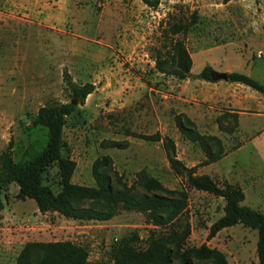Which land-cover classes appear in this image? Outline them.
Masks as SVG:
<instances>
[{"label":"rangeland","instance_id":"rangeland-1","mask_svg":"<svg viewBox=\"0 0 264 264\" xmlns=\"http://www.w3.org/2000/svg\"><path fill=\"white\" fill-rule=\"evenodd\" d=\"M193 14L196 23L186 36L166 34L177 21L190 22ZM263 40L264 0H159L153 8L141 0H0V154L10 145L18 163L43 149L46 130L33 120L41 107L73 101L63 79L67 72L74 83L94 86L63 132L76 164L72 183L94 187L91 167L103 156L111 157L128 185L145 170L166 189L187 192L188 207L176 226L189 224L188 248L206 245L220 250L227 264H257L256 230L236 225L207 238L210 226L223 215L224 201L189 188L175 175L162 140H173L186 167L197 166V175L210 176L219 187L228 183L241 189L243 204L264 215V135L255 139L264 131L257 108V98L264 97L245 87L244 100L252 111L239 118L233 134L224 133L215 119L232 109L204 98L201 80L190 78L192 84L159 74L155 60L159 54L169 56L170 43L180 41L191 58L192 75L213 60L221 61L214 66L221 71L229 56V69L264 86V55L257 57ZM244 46L251 48L248 66L242 65ZM181 114L200 134L222 141L226 155L219 162L198 165L205 156L179 133L175 117ZM154 134L162 140L138 137ZM107 141L127 147L105 148ZM43 176V184L57 193V168L50 166ZM4 194L8 200L3 199L0 212V264H16L28 242L62 241L85 248L90 264H112L113 249L124 241L136 235L137 245L144 246L151 232L166 231L134 211H121L104 222L77 221L55 212L40 214L33 200L17 197L15 184Z\"/></svg>","mask_w":264,"mask_h":264},{"label":"trees","instance_id":"trees-1","mask_svg":"<svg viewBox=\"0 0 264 264\" xmlns=\"http://www.w3.org/2000/svg\"><path fill=\"white\" fill-rule=\"evenodd\" d=\"M149 7H156L159 0H141ZM228 3L232 0H222ZM196 23L195 14L191 21L179 20L170 26L168 36H186ZM171 54L155 60L156 71L164 76L179 80L196 79L216 83L211 75L215 72L206 65L197 75L191 74L192 61L186 55V72L176 66V55L184 50L180 41L170 43ZM264 54V40H263ZM227 83H236L250 88L264 97V86L251 77L229 72ZM63 79L70 91L73 101L64 104L44 106L38 109L33 124L46 130V144L32 158L14 163L10 145L0 154V212L8 200L5 190L11 184L18 188L19 199H31L35 202L40 214L58 213L66 219L77 221H109L121 211H134L143 214L147 222L164 232H151L138 246L140 240L135 235L124 241L112 251V264H190L193 260L205 264H227L225 255L217 249L201 245L198 248L186 246L190 236V227L176 226V222L188 207V194L184 189L168 190L157 179L142 170L137 174L133 184L128 185L114 169L109 156L97 158L91 167L94 187H85L72 183L76 164L71 160L64 142V128L69 119L79 111L86 98L94 91L92 84L78 85L64 72ZM230 120V122H228ZM220 131L233 134L238 128V114L225 113L215 119ZM179 133L189 142L197 145L205 156L198 164L208 166L220 161L226 151L222 141L215 136L200 134L193 122L183 114L175 117ZM147 142H160L161 136H138ZM102 146L111 149H124L127 143L103 142ZM162 147L172 172L181 177L189 188L204 192L224 201L223 215L209 228L207 238L212 239L224 229L241 225L257 231L256 256L257 264H264V215L244 205V192L241 189L224 183L219 187L208 175H197V166L188 168L176 156V147L170 138H163ZM50 166L58 170L60 190L54 193L45 186L44 173ZM16 264H90L85 248L70 241L43 243L28 242L18 254Z\"/></svg>","mask_w":264,"mask_h":264},{"label":"crops","instance_id":"crops-1","mask_svg":"<svg viewBox=\"0 0 264 264\" xmlns=\"http://www.w3.org/2000/svg\"><path fill=\"white\" fill-rule=\"evenodd\" d=\"M257 48H258L257 57L260 55V58H262L261 55L263 54V43L261 45L257 46ZM244 49L245 50L242 53H240V55H242V60H243L242 65L248 66L250 64V60H251L248 56V52H250L251 48H250V46H248V47L244 46ZM225 61L227 63L226 67H224V69H222L221 71H218L215 68L216 65L221 63V61L213 60L211 63H208L207 65L211 66L215 72H220V73L234 72V70L229 69V67H228L230 65L229 64V56L225 57ZM193 64H194V62H193ZM190 81L192 83V80L187 79V82H190ZM201 84H202V88H203V95L202 96L204 98L210 99L213 103H221V104L225 103L229 108L232 109L231 113L234 112V113L238 114V123H239V118L241 116H244L247 113H249L250 111H252L250 109L251 107H249L248 103L245 102V100H244V94L246 92L245 86L240 85V84H236V83H227L224 81H219L216 83H208V82L202 81ZM206 87H213L214 89H213V91L211 90L209 92ZM257 104H258L257 108L259 109L260 118L264 119V99L263 98H257ZM261 132H264L263 129L259 130L255 134V136H256L255 139L260 138L261 136L264 135V133H261Z\"/></svg>","mask_w":264,"mask_h":264},{"label":"water","instance_id":"water-1","mask_svg":"<svg viewBox=\"0 0 264 264\" xmlns=\"http://www.w3.org/2000/svg\"><path fill=\"white\" fill-rule=\"evenodd\" d=\"M186 51L184 50H179L177 53V62H178V69L186 72V68H185V60H186ZM212 80H214L215 82H219V81H227V75L226 73H219V72H214L211 75Z\"/></svg>","mask_w":264,"mask_h":264},{"label":"built area","instance_id":"built-area-1","mask_svg":"<svg viewBox=\"0 0 264 264\" xmlns=\"http://www.w3.org/2000/svg\"><path fill=\"white\" fill-rule=\"evenodd\" d=\"M258 57H260V55Z\"/></svg>","mask_w":264,"mask_h":264}]
</instances>
